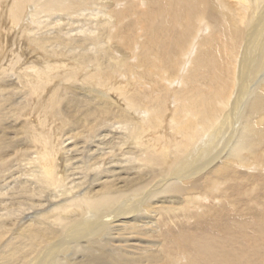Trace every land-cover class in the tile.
<instances>
[{
    "label": "bare ground",
    "instance_id": "1",
    "mask_svg": "<svg viewBox=\"0 0 264 264\" xmlns=\"http://www.w3.org/2000/svg\"><path fill=\"white\" fill-rule=\"evenodd\" d=\"M0 264H264V0H0Z\"/></svg>",
    "mask_w": 264,
    "mask_h": 264
},
{
    "label": "rangeland",
    "instance_id": "2",
    "mask_svg": "<svg viewBox=\"0 0 264 264\" xmlns=\"http://www.w3.org/2000/svg\"><path fill=\"white\" fill-rule=\"evenodd\" d=\"M7 9L9 8V6L6 7ZM4 24H7V20L4 21Z\"/></svg>",
    "mask_w": 264,
    "mask_h": 264
}]
</instances>
